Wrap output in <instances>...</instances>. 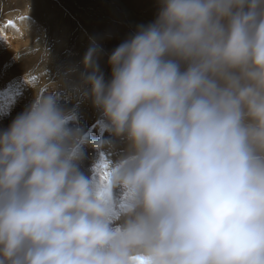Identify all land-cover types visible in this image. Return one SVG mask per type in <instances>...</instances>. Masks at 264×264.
<instances>
[{
	"label": "clouds",
	"instance_id": "9594fccd",
	"mask_svg": "<svg viewBox=\"0 0 264 264\" xmlns=\"http://www.w3.org/2000/svg\"><path fill=\"white\" fill-rule=\"evenodd\" d=\"M157 5L0 130V264H264V0Z\"/></svg>",
	"mask_w": 264,
	"mask_h": 264
},
{
	"label": "rangeland",
	"instance_id": "374dc122",
	"mask_svg": "<svg viewBox=\"0 0 264 264\" xmlns=\"http://www.w3.org/2000/svg\"><path fill=\"white\" fill-rule=\"evenodd\" d=\"M114 1L130 24L133 20L138 26L147 25L155 19L157 0H138L139 6L129 9L130 17L122 4ZM123 2L132 4L130 0ZM90 45L98 48L70 0H0V130L30 105L36 91L55 87L63 92L62 106L76 111L79 126L98 136L101 116L89 100L81 98L80 76L61 83L63 75L83 71L81 61ZM104 75L110 78L111 72ZM103 135L108 137L109 133ZM94 156V150L86 148L81 165L86 174Z\"/></svg>",
	"mask_w": 264,
	"mask_h": 264
},
{
	"label": "bare ground",
	"instance_id": "6f19581e",
	"mask_svg": "<svg viewBox=\"0 0 264 264\" xmlns=\"http://www.w3.org/2000/svg\"><path fill=\"white\" fill-rule=\"evenodd\" d=\"M72 4L78 7L82 18L85 20L87 30L96 38L97 46L100 49L98 62L104 74L111 72L108 64V57L111 52L136 30L137 24L126 21L123 16L122 9L114 0H70ZM124 7L127 16L130 17L129 9L138 7V0H130L131 5L127 6L123 0H117ZM60 58H56L58 61ZM73 71V70H72ZM69 72V71H68ZM80 76V73L73 71L70 76L63 75L61 80L63 83L66 79H73ZM109 79V76H105ZM83 87L81 81L79 83ZM70 105H73L70 104ZM97 136V135H96Z\"/></svg>",
	"mask_w": 264,
	"mask_h": 264
}]
</instances>
